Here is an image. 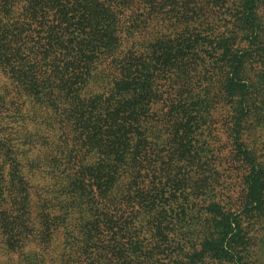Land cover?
<instances>
[{
  "label": "trees",
  "instance_id": "obj_1",
  "mask_svg": "<svg viewBox=\"0 0 264 264\" xmlns=\"http://www.w3.org/2000/svg\"><path fill=\"white\" fill-rule=\"evenodd\" d=\"M263 132L264 0H0V264H264Z\"/></svg>",
  "mask_w": 264,
  "mask_h": 264
},
{
  "label": "rangeland",
  "instance_id": "obj_2",
  "mask_svg": "<svg viewBox=\"0 0 264 264\" xmlns=\"http://www.w3.org/2000/svg\"><path fill=\"white\" fill-rule=\"evenodd\" d=\"M187 85H189V87L190 86H192V84L191 83H188ZM177 87H179V86H176V95H179L178 94V92H177ZM189 92V91H188ZM188 92H186V90H185V88H184V90L181 92V94H184V95H186ZM263 136L262 137V139L264 140V132L263 133H258V138H256V141L258 142V149H259V151L260 150H262L263 148H264V146L260 143L261 141H262V139L260 138V136ZM224 138H227V135H224ZM260 141V142H259ZM225 147H227V145L225 146ZM225 151L226 152H230L231 151V146H229L228 148H226L225 149ZM213 181V183H214V179L212 180ZM235 183H234V185H233V188L236 190V192H239V191H241L242 189H243V185H242V181H241V179L239 180V182H237V180L236 181H234ZM217 187V186H216ZM219 188H221L220 186H219ZM237 196V195H236ZM263 232V231H262ZM261 232V237H263L261 240H260V244L261 245H264V232L262 233ZM176 238H177V236H176ZM176 245H178V242H176Z\"/></svg>",
  "mask_w": 264,
  "mask_h": 264
}]
</instances>
